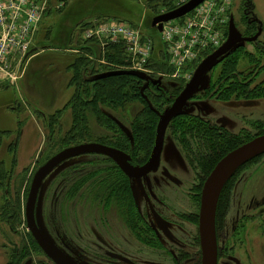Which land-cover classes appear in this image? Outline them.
Wrapping results in <instances>:
<instances>
[{"label": "rangeland", "instance_id": "374dc122", "mask_svg": "<svg viewBox=\"0 0 264 264\" xmlns=\"http://www.w3.org/2000/svg\"><path fill=\"white\" fill-rule=\"evenodd\" d=\"M46 1L49 8L32 40V50L35 49L36 52L24 63L21 77L15 85L0 87V130L14 132L0 147V164L3 165V171L9 173L8 182L4 179L0 187V264H16L15 258L24 250V253L29 255L25 256L20 264L28 260L32 261V264H53L30 241L24 217L33 177L53 156L71 147L93 143L125 150V153H122L127 152L128 163L135 169L139 168V156H142L138 151L142 137L130 126L142 108L137 102L126 107L128 117L119 111L113 113L99 105V110L115 118L116 125L113 121L108 122L105 115L103 121L92 119L89 122L88 136L78 143L59 141L64 139L69 129L70 112L63 114L61 131L55 132V140L50 142L48 140L51 134L36 111L47 116L53 115L69 102L70 90L72 91L73 87L69 88L68 82L73 70L71 68L69 71L67 68L72 59L75 60L78 56L80 47H83L81 33L85 27L113 19L139 28L142 34L149 37L154 35L151 31L154 16L148 12L146 0ZM60 3H63L62 9L57 8ZM250 6H253L255 20L261 25L260 40L264 42V0H232L229 13L231 22L235 26L237 36L244 37L248 28L245 18L251 9ZM54 39L59 41L56 48L44 49L50 46L48 41L54 43ZM154 39L157 42V38ZM43 46L45 47L42 48ZM92 48L93 62L87 72L80 73L82 80L91 83L105 75L120 72L100 68V48L97 45ZM243 48L248 53H253L251 45L244 44ZM158 49L157 47L156 51ZM240 66V70H245V63ZM150 72L143 73L145 80L142 88L147 87L148 83L163 94L160 113L163 114L182 92L173 91L180 86L181 80L172 79L170 73L157 75ZM260 79H264V73ZM190 80L191 78L183 80L180 86H183L182 90ZM203 82L205 83L206 79ZM205 92L198 91L189 100L184 109L185 113L172 121L186 116L188 111L187 116L195 115L212 124H216L220 119L226 120L225 129L232 134L242 131L254 134L251 125L256 121L264 122V100L224 101L223 97L205 98ZM170 100L173 101L169 105ZM122 126L125 129H120ZM168 130L160 169L156 171L157 168L146 177L144 185L136 180H128L125 185L132 212L138 215L142 222V226L139 224L143 228L142 246L137 242L130 226L125 230L115 208L107 212V205L95 192L97 186L93 185L92 188L90 185L99 183V172L107 170L114 178L111 182L107 179V185L122 181L113 163L106 157L90 154L72 158L44 179L39 188L35 222L43 237L71 264L200 262L198 220L203 185L199 191L193 190L189 195L187 193L193 181L198 183V177L194 179L199 173L194 163L197 159L194 156L190 159L185 158V155L183 157L178 141L172 137L171 130ZM125 131L133 134L134 145L133 141H130L128 146ZM10 145L15 147L10 150ZM255 160L241 167L226 183L219 196L215 233L216 239L220 238L219 243L217 240L220 264H232L233 259L237 260L238 264H264V238L260 234L263 231L261 225L264 224V216L260 214L264 213V155ZM163 169L172 176L180 177L177 180L184 184L182 190L177 191L173 183L163 177ZM89 177L90 181L87 180ZM152 179H156L160 184L151 185ZM83 182L88 184L72 196V185ZM141 185L144 188L143 193L139 190V187L142 189ZM145 185L150 188L147 190ZM171 188L175 192H171ZM92 194L96 197L92 198ZM239 233L242 235L239 236ZM237 237L239 241L235 243ZM252 250L253 257L248 260L246 254ZM107 253L121 255L125 262L109 261Z\"/></svg>", "mask_w": 264, "mask_h": 264}, {"label": "trees", "instance_id": "16d2710c", "mask_svg": "<svg viewBox=\"0 0 264 264\" xmlns=\"http://www.w3.org/2000/svg\"><path fill=\"white\" fill-rule=\"evenodd\" d=\"M188 1L189 0H146L145 5L147 6L148 12L155 17L163 13L171 12ZM250 8L245 18L248 28L244 37L247 38L254 36L260 28L259 23L253 16V6H250ZM49 14L50 12H48L47 15ZM151 31L154 32V35L150 36L158 38V32L152 28ZM225 36H227V29L225 31ZM50 42L49 40L48 45L50 44V46H43L42 48H56V43L59 41L54 39V43ZM96 45L97 44L94 42L82 43L81 46L83 47H80L79 53H77L78 56H76L75 60L72 59V63L67 68L69 71L71 68L73 70L71 71L72 74L70 73L68 82V87H73V90H70L71 98L67 105L63 109L56 111L53 115L47 116L40 111H36V114L43 120L44 127L48 130V133L51 134L48 141L52 142L55 140L53 134L57 131H61V119L63 114L70 112L71 123L69 129L66 131L67 134L64 139H59V141L64 143H78L88 136L90 131L89 122L92 119L103 121V115H105L108 122L113 121L116 125L115 118L112 117V115L109 116L105 111L99 110V105L105 109H109L113 113L119 111L123 113V116L128 117L126 107L131 105V103L137 102L142 105V108L130 126L142 137V141L138 147V151L142 154V156H139V165L142 166L147 162L154 145L156 127L159 121L158 115L162 111L163 94L158 89H153L156 87H152L148 83L147 87L142 88L145 79L132 77L126 74L128 71H126L127 63H125L126 57L123 48L116 45L106 47L103 53H101L100 49V54L106 64H100L99 67L104 68L106 71L118 70L120 72L105 75L95 81H91V83L82 80L80 73L87 72L88 67L92 64L93 60L90 59L94 56L92 47ZM97 46L99 47V45ZM251 46L253 47V53H248L243 47L239 48L229 56L227 55L228 57L210 72V84L209 89L204 93L205 98L220 99L223 97L224 101L229 99H234L235 101L240 99L248 101L264 100V79H260V76L264 73V42H256ZM158 48L157 55L154 60L149 63L147 68L151 71L150 73L157 75L170 73V69L165 64V57L162 53L161 46L158 45ZM241 63H245V70H240ZM195 68L194 66L193 70H195ZM182 84L183 81H180V86ZM90 86L92 87L91 90L89 89ZM180 86L174 88L173 91H178V93L182 91L183 86ZM172 101H168V104L170 105ZM123 128L125 129L124 126L120 127L122 130ZM251 128L255 131L254 134L245 131L239 134H232L225 128H222L221 125L219 126L218 123L212 124L195 115L187 116V114L184 117L172 121L168 127V129L171 130L172 137L178 141L181 152L185 155V158L188 157L190 159L194 156L197 159L194 163L199 170V173L196 175L199 184L198 191L202 187L207 176L224 156L255 137L264 134L263 121L254 122ZM19 131L18 128L17 132ZM13 133L14 132L11 131L0 130V147L3 141L5 139L7 140ZM131 136L134 145V136L133 134H131ZM125 140L128 146H130V139L125 136ZM14 147L10 145V150ZM109 147L113 148L111 146ZM113 149L125 153V150L121 148L115 147ZM131 161L132 159L130 158V162ZM114 168L118 171L122 179H124L123 183L126 184L128 179L116 166H114ZM98 175L99 183L106 186L108 181L105 177H107V175L100 172ZM8 177L9 173H5L3 171V165L0 164V187L2 186L1 183H4V179L8 182ZM128 210V226H130L131 230L134 232V219L136 218V214L132 212L133 209L131 205L128 206ZM132 216L134 217L133 219ZM28 237L32 244L39 249L30 235ZM24 251L15 258L16 264H20L25 256L29 255V253H24Z\"/></svg>", "mask_w": 264, "mask_h": 264}, {"label": "built area", "instance_id": "2783aa9c", "mask_svg": "<svg viewBox=\"0 0 264 264\" xmlns=\"http://www.w3.org/2000/svg\"><path fill=\"white\" fill-rule=\"evenodd\" d=\"M231 6L232 0H205L188 15L163 24L157 42L139 28L113 19L85 27L81 42H94L102 53L108 46H121L126 71L142 74L149 71L147 67L160 45L169 76L189 80L193 67L224 43ZM48 8L46 0H0V87L15 85L21 77L32 40ZM57 8L62 9L63 3ZM100 63L106 64L104 59Z\"/></svg>", "mask_w": 264, "mask_h": 264}, {"label": "water", "instance_id": "95a60500", "mask_svg": "<svg viewBox=\"0 0 264 264\" xmlns=\"http://www.w3.org/2000/svg\"><path fill=\"white\" fill-rule=\"evenodd\" d=\"M205 0H189L179 8L156 16L152 19L151 28L157 32L162 31L165 23L178 20L191 13L197 6ZM261 34L259 29L257 34L252 38H239L235 31L231 19L228 23L227 39L224 44L214 53L206 57L194 70L190 82L180 95L175 99L172 105L163 113L159 114L158 124L156 127L155 141L151 155L147 162L140 168H133L128 163V156L116 149L106 147L100 144H83L71 147L61 151L53 156L36 172L33 177L29 191L28 200L25 206V224L27 229L40 249L53 264H71L69 260L52 246L40 233L35 222V209L39 193V188L44 179L57 167L64 162L83 155L96 154L109 158L117 166L119 171L130 181L140 180L148 174L155 171L160 164V159L164 147L165 134L172 122L178 116L183 115L189 100L198 92L200 87H204L203 82L211 69L229 53L237 47L246 43L255 42ZM36 50L28 53L29 58ZM129 76L144 79V74L128 71ZM222 128L227 126V121L220 119L217 121ZM126 136L132 141L130 134L125 131ZM264 155V135L254 138L248 143L238 147L224 156L214 167L210 175L205 180L201 190V201L199 209L198 232L201 251V264H217V243L215 233V216L216 206L219 196L232 176L248 162ZM115 258V257H113ZM24 264H32L28 260Z\"/></svg>", "mask_w": 264, "mask_h": 264}, {"label": "flooded vegetation", "instance_id": "af4514ba", "mask_svg": "<svg viewBox=\"0 0 264 264\" xmlns=\"http://www.w3.org/2000/svg\"><path fill=\"white\" fill-rule=\"evenodd\" d=\"M254 19H255V17H254ZM258 22V21H257ZM259 26H260V30H261V25L259 24ZM153 29V28H152ZM258 32V31H257ZM262 32V31H261ZM257 34V33H256ZM255 34V35H256ZM254 35V36H255ZM254 36H252V37H254ZM252 37H248V38H252ZM260 37H261V35L258 37V39L255 41V42H252V43H246L245 45H252V44H255L256 42H263L262 40H260ZM244 45H241V46H239V47H237L235 50H234V52L235 51H237L239 48H242ZM226 57H228V56H224L212 69H211V71L214 69V68H216L218 65H220L221 63H222V61L226 58ZM210 71V72H211ZM210 72L207 74V76H206V82H205V86L204 87H200L197 91H207L208 89H209V84H210V78H209V74H210ZM183 91V90H182ZM187 114H188V111H187ZM167 133V132H166ZM264 135V134H263ZM259 136H262V135H259ZM259 136H257V137H259ZM165 137H166V134H165ZM256 138V137H255ZM253 140V139H252ZM165 142V141H164ZM163 150H164V147H163ZM181 152V151H180ZM162 153H163V151H162ZM181 155L183 156V153L181 152ZM162 156V155H161ZM184 157V156H183ZM107 158V157H106ZM259 158V157H258ZM108 160H110L109 158H107ZM257 159V158H256ZM161 160V159H160ZM255 160V159H254ZM111 162H112V160H110ZM253 161V160H252ZM113 163V162H112ZM161 164H162V161L160 162V164H159V167H158V169L156 170V171H158L159 169H160V167H161ZM113 165L114 166H116L114 163H113ZM143 166V165H142ZM142 166H139V168L140 167H142ZM117 167V166H116ZM214 169V168H213ZM119 170V169H118ZM212 172V171H211ZM102 174H105V175H107L108 176V178L107 177H105L106 179H108V181L109 182H111V180H113L114 178L113 177H111V175H110V173H109V170H107V171H102L101 172ZM153 173V172H152ZM167 173V174H166ZM237 173V172H236ZM235 173V174H236ZM166 174V175H165ZM234 174V175H235ZM149 175H151V173L150 174H148L147 176H145V177H143L141 180H140V182L141 183H143V181L146 179V177H149ZM162 175H163V177L164 178H166V180L168 181V182H172L173 184V186H175L174 188H176L177 189V191H179L180 189L182 190L183 189V186H184V184L182 183V182H180L181 180H177V178L179 179L180 177H178V176H172V175H170L168 172H167V170H165V169H163L162 170ZM233 177V176H232ZM176 178V179H175ZM121 179H122V177H121ZM195 180H196V177L194 178ZM207 179V178H206ZM87 180L88 181H90L91 180V178L89 177V178H87ZM124 179H122V181H123ZM161 180H162V178H161ZM122 181L120 180L119 182H115V183H109L107 186H104V185H101L100 183L98 184V183H93V184H90L91 186H92V188H93V185L94 186H97L96 188L97 189H95V192H96V194H97V196H99L100 197V199L103 201V203H105L107 206H106V208H108V210H107V212L109 211V210H111V209H116V211H117V213H118V215H119V218L121 219V221H122V225H123V227L125 228V230H128V206L130 205V199L128 198V195H127V191H126V187H125V185L126 184H123L122 183ZM174 182H177V183H174ZM88 183H85V182H83V183H74L73 185H72V187H71V189H70V194L73 196L75 193H79L80 192V190L81 189H83V188H85V186L87 185ZM150 184L151 185H158V184H160V182L159 181H156V179H152L151 181H150ZM70 185V186H71ZM143 185H144V183H143ZM147 185H145V187H146ZM141 187H142V189L139 187V190H140V193H143L144 191H143V186L141 185ZM147 188V190H148V188H150V186H148V187H146ZM199 189V184L198 183H196L195 181H193V183L190 185V188H189V191H187V193H188V195L190 194V192L191 191H193V190H198ZM94 190V189H93ZM170 191L171 192H175L172 188L170 189ZM172 194H174V193H172ZM82 196V195H81ZM95 198L96 196L94 195V194H92V198ZM38 199V198H37ZM96 199H98V198H96ZM104 206V205H103ZM105 207V206H104ZM114 209V210H115ZM36 210V209H35ZM260 214H262L261 216H264V213L263 212H260ZM135 220V226H134V232H133V234H134V236H135V238H136V240H137V242L139 243V245H143V240H142V238H141V231H143L142 229L143 228H141L140 226H139V224H141V226H142V222L140 221V219L138 218V215H136V218L134 219ZM261 228L263 229V231H261L262 233H260L262 236H263V238H264V224H262L261 225ZM237 233V230L235 231V234ZM234 234V235H235ZM242 235V233H239V236H241ZM219 237L216 239V243H217V240H218V243H219ZM239 241V237H237V239H236V242L235 243H237ZM218 243H217V264H220V262H221V259H220V249H218ZM252 248V247H251ZM164 249H166V248H164ZM254 250V249H253ZM253 250H252V252L251 253H248V254H246L247 255V259L248 260H250V257L252 256L253 257ZM199 256H200V262L198 261V264H201V251H200V243H199ZM106 256H107V258H108V260L110 259V260H114V261H118V262H121V261H124V259L122 258V256L121 255H117V254H114V253H107L106 254ZM113 257H115V258H113ZM253 259V258H252ZM109 260V261H110ZM125 262V261H124ZM225 264H228V263H225ZM232 264H238V261L237 260H235V259H233V261H232Z\"/></svg>", "mask_w": 264, "mask_h": 264}]
</instances>
